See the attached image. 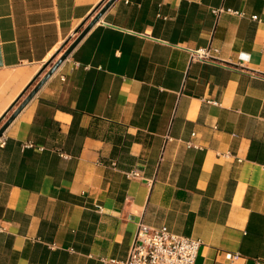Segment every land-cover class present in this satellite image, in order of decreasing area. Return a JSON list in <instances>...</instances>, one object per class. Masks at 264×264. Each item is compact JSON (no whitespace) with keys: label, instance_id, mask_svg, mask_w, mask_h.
<instances>
[{"label":"crops","instance_id":"0c3cea01","mask_svg":"<svg viewBox=\"0 0 264 264\" xmlns=\"http://www.w3.org/2000/svg\"><path fill=\"white\" fill-rule=\"evenodd\" d=\"M107 1L0 0V127ZM140 220L264 264V0H113L3 130L0 264H117Z\"/></svg>","mask_w":264,"mask_h":264},{"label":"built area","instance_id":"2783aa9c","mask_svg":"<svg viewBox=\"0 0 264 264\" xmlns=\"http://www.w3.org/2000/svg\"><path fill=\"white\" fill-rule=\"evenodd\" d=\"M212 12L216 17L221 13L239 16L244 14L223 7L215 8ZM250 18L258 20L255 15ZM216 53L218 49L208 46L191 51L190 59L208 61ZM3 143L2 141L1 144ZM99 210L101 211L100 207ZM199 245L198 239L176 234L164 225L151 227L140 220L126 260L123 262L110 260V262L117 264H195ZM236 256L234 253L225 254L226 259H234Z\"/></svg>","mask_w":264,"mask_h":264},{"label":"water","instance_id":"95a60500","mask_svg":"<svg viewBox=\"0 0 264 264\" xmlns=\"http://www.w3.org/2000/svg\"><path fill=\"white\" fill-rule=\"evenodd\" d=\"M113 0H108L107 3L102 7L99 13L84 27V29L78 34V36L72 41V43L67 47L63 54L57 59V61L50 67V69L45 73V75L40 79V81L35 85V87L30 91V93L25 97L21 104L15 109V111L10 115V117L5 121V123L0 127V136L6 126L11 122V120L16 116L19 110L27 103V101L34 95L38 88L43 84V82L51 75V73L57 68V66L66 58L69 52L75 47L79 40L84 36V34L90 29L94 24L100 14L110 5Z\"/></svg>","mask_w":264,"mask_h":264}]
</instances>
